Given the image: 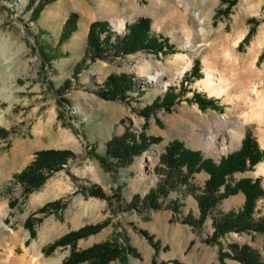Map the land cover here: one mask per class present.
Returning <instances> with one entry per match:
<instances>
[{
	"label": "rangeland",
	"instance_id": "rangeland-1",
	"mask_svg": "<svg viewBox=\"0 0 264 264\" xmlns=\"http://www.w3.org/2000/svg\"><path fill=\"white\" fill-rule=\"evenodd\" d=\"M221 1L55 0L32 23L30 12L26 11L29 0H0V131L5 132H0V159L5 157L0 175V264H17L16 259L28 252L37 254L38 264H61L70 255L69 246L50 253L45 249L70 232L102 223L106 225L99 232L76 242V251L116 241L135 248L140 256L128 255L127 264H152L153 259L157 264H221L220 246L205 241L213 232L214 219L242 207L243 194L223 200L202 229L196 231L183 221L197 220L195 196L201 193L208 176L203 172L192 176L193 194L184 186L174 187L177 183L167 187L171 170L162 158L165 147L179 140L186 148L200 151L204 158L219 163L222 157L239 150L247 132L264 151V0H237L228 15H218L219 10L226 8ZM70 14L78 16L76 35L71 36L70 45L53 53ZM141 18L148 19L151 32L167 38L176 52L158 57L136 53L97 60L77 80L72 78L75 65L84 56L93 23H107L110 33L116 35ZM251 28L253 31L242 42ZM34 42L49 50L53 56L50 62L41 59ZM177 55L190 62L182 75L178 73L185 64L179 63ZM194 66L201 79L185 82L184 76L191 74L192 78ZM205 70L211 71L215 79L229 82L220 97L210 96L197 84L205 77ZM157 73L162 76L164 90L149 81ZM123 74L136 87L130 93L129 104L104 101L92 92L103 87L108 76ZM65 81L72 83L64 95L69 104L59 105L55 91ZM181 86L186 90L183 93L179 92ZM170 88L178 100L169 112L159 110L147 119L139 113L157 98H163ZM193 92L215 100L216 104L200 110L189 101ZM253 109L255 112L243 124L237 143V133L233 127L226 129L224 121L242 118L243 123L244 116ZM208 131L218 137H208ZM125 132L144 134L159 142L150 145L125 168L103 167L96 156H102L107 137ZM223 147L229 151L223 152ZM42 150H69L76 158L51 175L39 189L24 196L23 187L14 175ZM150 150L158 151L155 163L141 169V162ZM261 163L264 160L250 171L233 174L227 182L260 179L264 188V175L256 172ZM159 185L168 189L167 197L158 201L160 210L123 211L134 196L142 198ZM91 186L100 187L107 196L118 197H113L111 203L90 197L85 189ZM52 202L58 206L47 214L38 213ZM263 212L264 199H261L255 218H260ZM28 218L32 219V236L25 225ZM140 230L152 237L151 244ZM154 243L158 244L157 252ZM220 243L224 251H228L229 244L248 246L264 264L262 234L230 233ZM223 263L240 264L230 259H224Z\"/></svg>",
	"mask_w": 264,
	"mask_h": 264
},
{
	"label": "trees",
	"instance_id": "trees-1",
	"mask_svg": "<svg viewBox=\"0 0 264 264\" xmlns=\"http://www.w3.org/2000/svg\"><path fill=\"white\" fill-rule=\"evenodd\" d=\"M54 1L55 0H29L26 11L30 12V22L35 23L45 7ZM236 1L237 0H222L221 2L226 4V8L224 10H219L217 14L228 15L230 8L235 5ZM77 21L78 16L76 14L69 15L61 29L53 53H57L58 49L67 43L76 32ZM254 23H256V21ZM150 26L151 24L148 19L141 18L127 25L123 35H115L110 33V27L107 23H93L89 27L84 56L80 62L75 65L72 71V78L77 80L78 75L83 70H86L89 64L97 60H112L136 53L153 54L158 57L176 52L173 45L169 43V40L153 34ZM252 31L253 28L250 29L242 42L247 40ZM34 45L35 48L40 51L41 59L46 63L50 62V57L53 56L49 55V50L45 49L44 45H40L37 42H34ZM192 72V78L190 77L191 74L189 76H184L185 82L191 83L194 79H201L198 74V69L195 66ZM102 86L103 87L100 89L92 91L97 97L104 101L120 102L124 104L130 103V100H132L130 93L136 90V87L131 83L130 77L125 74L108 76L104 80ZM71 87L72 83L65 81L63 85L55 91L59 105L69 104V101L64 98V95ZM185 91L186 90L181 86L179 92L183 93ZM176 100L178 99L173 89H167L163 98H157L150 106H146L139 113L147 119L149 115L159 110L169 112ZM189 101L197 104L200 110H204L205 107L216 104L215 100L204 98L201 94H197L196 92H193L192 98H190ZM0 132L5 133L3 130ZM157 142H159L158 139L151 137L146 138L144 134H139L137 136L131 132H125L123 135L114 136L107 141L104 148V155H97L96 159L105 168L116 167V165L120 168H125L133 162L135 157L142 155L148 150L150 145ZM92 157L95 156L92 155ZM75 158V154L69 150L38 151L34 160L20 173L14 175V179L23 187L24 196H26L39 189L51 175L62 170L69 161ZM162 158L167 162L171 170L169 182H166L167 187L171 185L170 183H177L178 186L174 184V187L180 188L184 186L190 189L189 192L193 194L191 190L193 188L191 184L192 176L200 172L208 176L201 193L195 196L198 209L197 220L191 222L188 218H185L183 221V223L192 226L196 231L202 229L207 219L212 216L217 206L223 200L238 193L243 194L244 202L238 211H229L213 220V232L208 236L205 243L220 246L218 260L221 264H225L223 263L224 259H230L240 264H263L248 246L229 244L228 251H224L220 243V239L230 233L242 234L254 232L262 234L264 237V212L260 218H255L257 203L259 200L264 199V188L261 184V180L243 178L234 184H229L227 182V178H230L233 174L250 171L254 166L264 160V151L259 148L256 139L247 132L241 141L239 150L228 154L226 157H222L219 163H214L208 158L203 159L200 151L186 148L183 142L179 140H175L165 147V153ZM167 191L168 189L165 188L164 185H159L150 189L142 198L140 196H134L123 211H158L161 209V205L158 201L159 199H165L167 197ZM85 193L90 197L103 199L108 202L110 201V203L112 198L114 197L116 199L117 196L116 194H114L113 197L107 196L98 186H91L89 189H85ZM57 206V202L48 203L44 205L38 213L47 214L51 208H56ZM171 210L177 212L178 208H171ZM31 222L32 219L28 218L25 225L30 230L32 236L33 225ZM105 225L106 223H102L95 226L83 227L75 232H70L49 245L45 249V252L50 253L58 247L69 246L71 248L70 255L61 264H127L126 260L128 255L132 258L140 257L135 248L121 246L116 241H105L93 245L86 250L76 251L75 245L78 240L99 232ZM139 233L146 237L150 244L153 242L152 237L148 236L147 232L140 230ZM153 248L154 251L157 252L158 244L154 243ZM152 264H157V262L153 259ZM159 264L166 263L161 262Z\"/></svg>",
	"mask_w": 264,
	"mask_h": 264
},
{
	"label": "bare ground",
	"instance_id": "bare-ground-1",
	"mask_svg": "<svg viewBox=\"0 0 264 264\" xmlns=\"http://www.w3.org/2000/svg\"><path fill=\"white\" fill-rule=\"evenodd\" d=\"M118 27L121 28L122 27V23H120ZM177 59L179 60L180 64H182L183 62L185 64V65H183L184 67L181 68V72L180 71H179V73L177 72L178 74L182 75L185 72V70L189 68L190 62L186 61L185 57L182 56V55H177ZM176 66H178V65H176ZM204 73H205V77L201 81H198V83H197L199 86L202 87L203 90H205L210 96H215V97L216 96L220 97L223 93H225L226 89H228V88H225V87H229V82L226 79H221V78L219 80L215 79L214 74L211 71H209V70H205ZM161 78H162L161 74L157 73V74H154V75L150 76L149 77V81L156 83L157 85L160 86L161 90H164V85L165 84L164 83H163L164 85L161 84L162 83L161 82L162 81ZM251 112H252L251 114L247 113L244 116L245 120H244L243 123H242V120H241L242 118H239L236 122H232L231 120H227V119L224 121V127L226 129H229L230 127H233L234 130H235L234 132L237 133V136L235 135L237 143H240V138L242 136V126H243V124L246 121H248L253 116V113L255 112V110L253 109V111H251ZM207 133H208V137H212V138H217L218 137V135H215L212 131H208ZM230 134L234 135V133H230ZM222 151L223 152H228L229 148L223 147ZM157 156H158V151L157 150H154V151L150 150V152H148L145 155V159H144L145 162L144 161L141 162L140 168L143 169L145 167V165H146L145 168H147L148 166L151 167L152 164L155 163L154 161L156 160ZM3 158H5V157H1V159H0V175H1V170H2ZM256 172H257V174L264 175V163H261V164H259L256 167ZM0 177L2 178V176H0ZM39 261L40 260H38L37 254L34 253V252H28L22 258L16 259V263L17 264L18 263L19 264H38Z\"/></svg>",
	"mask_w": 264,
	"mask_h": 264
},
{
	"label": "crops",
	"instance_id": "crops-1",
	"mask_svg": "<svg viewBox=\"0 0 264 264\" xmlns=\"http://www.w3.org/2000/svg\"><path fill=\"white\" fill-rule=\"evenodd\" d=\"M152 33H153V32H152ZM75 35H76V34H74L73 36L75 37ZM156 35H159V34H156ZM159 36H161V35H159ZM72 39H73V37H72ZM70 40H71V38L68 40V42H67L68 44L65 43L64 45H70L69 43H70L71 41H73V40H71V41H70ZM169 43H170V42H169ZM64 45H63L62 47H64ZM62 47L59 48V51H61V48H62ZM84 51H85V50H84ZM83 54H84V52H83ZM66 55H67V54H66ZM115 136H118V135H115ZM112 137H113V136H112ZM112 137H107V140H110ZM105 144H106V143H105ZM105 144H104V148H105ZM101 155H102V156L104 155V151H103V153H102Z\"/></svg>",
	"mask_w": 264,
	"mask_h": 264
},
{
	"label": "built area",
	"instance_id": "built-area-1",
	"mask_svg": "<svg viewBox=\"0 0 264 264\" xmlns=\"http://www.w3.org/2000/svg\"><path fill=\"white\" fill-rule=\"evenodd\" d=\"M125 33L124 27L121 31H118L117 34L123 35Z\"/></svg>",
	"mask_w": 264,
	"mask_h": 264
},
{
	"label": "water",
	"instance_id": "water-1",
	"mask_svg": "<svg viewBox=\"0 0 264 264\" xmlns=\"http://www.w3.org/2000/svg\"><path fill=\"white\" fill-rule=\"evenodd\" d=\"M203 159H205V158L203 157Z\"/></svg>",
	"mask_w": 264,
	"mask_h": 264
}]
</instances>
